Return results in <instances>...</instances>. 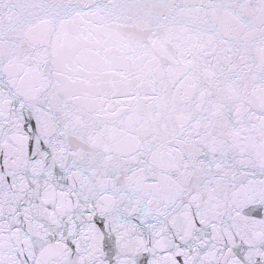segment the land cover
<instances>
[{
    "label": "snow or ice",
    "instance_id": "obj_1",
    "mask_svg": "<svg viewBox=\"0 0 264 264\" xmlns=\"http://www.w3.org/2000/svg\"><path fill=\"white\" fill-rule=\"evenodd\" d=\"M0 264H264V0H0Z\"/></svg>",
    "mask_w": 264,
    "mask_h": 264
}]
</instances>
